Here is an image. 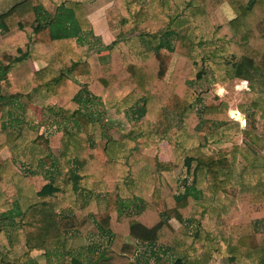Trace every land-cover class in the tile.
<instances>
[{
	"label": "trees",
	"instance_id": "trees-1",
	"mask_svg": "<svg viewBox=\"0 0 264 264\" xmlns=\"http://www.w3.org/2000/svg\"><path fill=\"white\" fill-rule=\"evenodd\" d=\"M88 1L22 0L0 9V77H8L9 84L19 91L0 95V117H11L6 107L9 99L31 100L33 92L61 98L74 76L86 83L93 98H105L106 104L119 112L137 107L140 116L149 119V125L163 109L179 112L183 125L176 131L183 148L176 158L189 172L196 163L194 181L180 193L179 183L166 166L161 165L151 173L143 169L142 160L125 163L123 157L134 143L155 138L134 130L121 142L109 141L104 147L105 155L115 162L118 171L115 199L97 194L92 187V181L101 179L103 169L95 147L90 143L76 145L73 139L58 160L60 173L37 191L35 172L24 174L17 164L36 171L55 167L57 162L52 161L48 151L49 141L32 127L27 106L15 125H3L0 129V223L5 224L0 228L3 247L0 264H25L30 261L31 252L61 253L70 235L86 237L94 227L109 237L106 261L115 264H139L128 263L138 247L127 244V237L171 252L184 249L172 264H193L191 255L197 243H201L206 254L219 253L227 245L232 260L247 257L264 264V231L255 226L256 221L264 220V191L242 189L231 199L224 189V185L232 182V172L227 166L229 153L237 156L239 148L229 152L219 149L217 144L239 129L229 123L226 103L208 104L201 114L196 113L191 86L193 80H200L207 73L198 69L201 62L211 70L213 80L223 85L245 76L249 81L264 80V0H204L202 10L189 16L195 25L184 39L191 41V49L181 46L178 52L172 40L176 19L164 30L144 29L129 38L125 29L138 30L145 11L137 0H115L107 10V19L110 30L120 34L107 47L110 50L107 63L100 61L97 51L78 52L77 45H83L86 35L92 33L84 9ZM184 1L193 5L196 0ZM226 4L233 10L234 19L224 14L222 7ZM117 17L120 20L114 21ZM195 32L199 33L196 37L192 35ZM141 41L151 51L135 43ZM199 46L205 48L203 55ZM12 51L16 54H11ZM174 52L178 59L167 80ZM30 59L45 65L33 72ZM247 92L254 93L252 107L264 112V95L256 94L254 88ZM78 101H69L56 112L64 120H76L82 112ZM262 119L264 135V113ZM201 133H205L204 144ZM159 139L157 142L174 143L168 134ZM153 143L146 142L144 146L151 148ZM196 147L203 152L201 157L186 155ZM5 150L11 158L3 160L1 154ZM72 154L79 168L63 185L62 173L69 171ZM254 168L259 170L261 166ZM260 173L264 174V169ZM205 182L209 184L208 199L204 197ZM99 187L103 190L102 185ZM117 198L123 200L127 210L135 204L136 211L119 213ZM60 199L70 205V215L57 214ZM198 206L203 210L198 212ZM172 220L182 227L175 229ZM187 222L197 224L195 234H189ZM213 224L219 227L217 237L212 234ZM66 264L94 263L71 257Z\"/></svg>",
	"mask_w": 264,
	"mask_h": 264
},
{
	"label": "rangeland",
	"instance_id": "rangeland-1",
	"mask_svg": "<svg viewBox=\"0 0 264 264\" xmlns=\"http://www.w3.org/2000/svg\"><path fill=\"white\" fill-rule=\"evenodd\" d=\"M114 1L90 0L84 5L86 15L93 19L92 33L86 35L83 45H77L78 52L91 53L97 51L102 63L110 61V50H107V47L118 40V35L120 34V31L112 32L110 30V22L107 19V10L112 8ZM203 2L204 0H196L193 5H190L185 3L184 0H160L154 2L152 0H137L139 7L145 11L144 21L138 30L128 27L125 31L129 38H134L140 30H164L171 20L176 19V23L172 27L175 33L172 37L173 44L177 52L181 50V46L189 50L191 49V41L188 38L185 40L184 36L189 34L195 25V22L190 20L189 16L202 10ZM222 10L228 19L235 18V14L229 5H224ZM118 20H120V17L114 18V21ZM202 33L205 34L206 32ZM198 34V32H195L192 35L196 37ZM135 43L141 49L151 51V47L146 42ZM198 49L203 55L205 48L199 46ZM172 56L173 60L166 76L167 80L170 79L178 59L176 52ZM206 68L208 67L201 62L198 69L205 70L207 73L202 79L199 80L197 78L191 82L195 92L196 101L193 104L195 112L201 114L208 104L226 103L229 106V123L239 129L237 133H228L225 136V141L217 144L219 149H227L229 152L236 147L239 148L237 156L229 153L227 166L232 172V182L224 185V189L231 199L235 198L242 189L264 191V174L260 173L261 169H264L262 119L264 112L252 107L254 93L247 92V89L254 88L256 94L263 96L264 80L255 79L254 81H249L245 76L244 79H230L223 85L214 81L211 70ZM71 78L70 85L64 90L61 98L56 99L47 93L37 94L33 92L31 100L24 98L9 99L6 101V107L11 112V117H0V129L3 128V125H15L16 118L23 115L24 108L28 106L32 118V127L40 134H43L44 138L49 141L48 151L51 154L52 161L57 162L55 167L34 171L27 165L17 164L18 169L24 174L35 172L34 177L37 189L40 191L51 177L60 173L58 160L67 149L70 140L73 139L76 145L78 143H90L95 147L97 157L103 164V169L101 179L92 181V187L97 194L115 199L118 197V192L115 191L118 182V171L115 168V162L105 155L104 147L109 141L121 142L126 135L135 130L138 133H147L149 136H155V138L154 140L151 138H147V140L140 139L136 144L134 143L133 149L129 150L128 154L123 157L125 163L142 160L143 169L151 173L155 172L161 165L166 166L179 183V192L184 193L186 188L194 181L196 163L193 164L189 172L183 162L176 158L179 149L183 148V142L178 141L176 131V128L179 130L183 125L180 120V113L163 109L159 116L149 125V119L141 117L137 107L119 112L114 106H108L105 98H93L82 79H77L74 76H71ZM18 92L16 88L9 84L8 77H0V95H14ZM74 99L79 100L78 102L81 104V117L69 121L62 119L56 111ZM216 128L213 129L212 134H215ZM165 134L170 135L174 143L168 140L157 142ZM204 137L205 133H201L200 140L203 144ZM146 142L155 143H153L151 148H146L144 146ZM186 155L197 159L203 155V152L196 147L188 150ZM1 156L3 159L11 158L8 150L4 151ZM255 166H261V169L258 170L254 168ZM78 168L72 154V158L69 161V171L62 173L61 180L63 185L67 180L74 177ZM100 185H102L103 190L102 188L100 189ZM208 187L209 184L205 182L203 188L206 199L210 198ZM60 200L59 204L61 206L58 207L57 214L60 217L70 215V205L63 202L62 199ZM117 200L119 213L126 212L131 214L136 211L135 204L132 203L131 208L127 210L123 200L118 198ZM196 210L199 212L203 208L198 206ZM171 224L175 229L182 227L177 220H172ZM4 226L5 224L0 223V228ZM185 226L190 235L196 233L197 224L187 222ZM255 226L258 231L263 232L264 220L256 221ZM7 228L5 227L4 230L8 233L9 230ZM211 230L213 236L217 237L219 227L213 224ZM126 243L138 247L137 254L128 263L158 264V262L163 261L172 264L184 252V249H177L175 252H171L161 246L142 245L132 237H127ZM108 246L109 237L104 235L97 227H94L86 237L70 235L66 247L60 251L61 253L31 252L30 261L25 264H66L71 257L80 259L85 263L115 264V261H106L109 259ZM201 246V243L195 245V250L191 255L193 264H259L258 259L252 261L247 257H237L232 260L231 249L227 245L223 246L222 251L214 254H206ZM0 249H3L1 245Z\"/></svg>",
	"mask_w": 264,
	"mask_h": 264
},
{
	"label": "crops",
	"instance_id": "crops-1",
	"mask_svg": "<svg viewBox=\"0 0 264 264\" xmlns=\"http://www.w3.org/2000/svg\"><path fill=\"white\" fill-rule=\"evenodd\" d=\"M20 1L22 0H0V9H6V8H9L11 7L14 3H19ZM88 17V16H87ZM88 20L90 21L91 25L93 24V19L92 17H88ZM25 49V48H23ZM11 54L15 55L16 54V51H12ZM30 65H31V68H32V71L33 72H36L38 71L40 68H42L43 65H45L43 62H40V61H33L30 59ZM7 151V150H5ZM4 152V151H3ZM2 152V154H3ZM1 154V155H2ZM3 160H6V159H3ZM36 184V182H35ZM46 185V184H45ZM36 188H37V185H36ZM37 191H39V189H37ZM2 246V245H1ZM33 255V254H32Z\"/></svg>",
	"mask_w": 264,
	"mask_h": 264
},
{
	"label": "water",
	"instance_id": "water-1",
	"mask_svg": "<svg viewBox=\"0 0 264 264\" xmlns=\"http://www.w3.org/2000/svg\"><path fill=\"white\" fill-rule=\"evenodd\" d=\"M245 124V122H243Z\"/></svg>",
	"mask_w": 264,
	"mask_h": 264
}]
</instances>
